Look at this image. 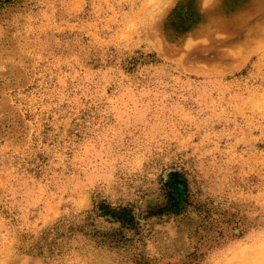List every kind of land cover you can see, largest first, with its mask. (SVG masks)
I'll list each match as a JSON object with an SVG mask.
<instances>
[{
    "label": "rangeland",
    "instance_id": "1",
    "mask_svg": "<svg viewBox=\"0 0 264 264\" xmlns=\"http://www.w3.org/2000/svg\"><path fill=\"white\" fill-rule=\"evenodd\" d=\"M263 28L264 0H0V264H263Z\"/></svg>",
    "mask_w": 264,
    "mask_h": 264
},
{
    "label": "bare ground",
    "instance_id": "2",
    "mask_svg": "<svg viewBox=\"0 0 264 264\" xmlns=\"http://www.w3.org/2000/svg\"><path fill=\"white\" fill-rule=\"evenodd\" d=\"M263 29H264V28H263ZM257 35H258V34H257ZM260 39H261V38H260ZM260 39H259V40H260ZM263 40H264V38H263ZM263 40H262V41H263ZM250 41H251V40H250ZM256 43H258V42H256ZM249 256H250V254H249L247 257H245L243 260H240V261H241L242 263H243V262H247L248 260L252 259V258H250ZM263 259H264V258H263ZM252 260H254V259H252ZM241 262H240V263H241ZM253 264H254V263H253ZM263 264H264V263H263Z\"/></svg>",
    "mask_w": 264,
    "mask_h": 264
},
{
    "label": "trees",
    "instance_id": "3",
    "mask_svg": "<svg viewBox=\"0 0 264 264\" xmlns=\"http://www.w3.org/2000/svg\"><path fill=\"white\" fill-rule=\"evenodd\" d=\"M103 208H105L104 206H101L100 207V209H103ZM98 209V208H97ZM103 215H105V214H103ZM120 219V218H119ZM122 221H124L123 219H121Z\"/></svg>",
    "mask_w": 264,
    "mask_h": 264
}]
</instances>
